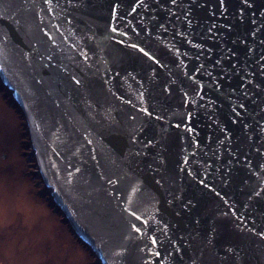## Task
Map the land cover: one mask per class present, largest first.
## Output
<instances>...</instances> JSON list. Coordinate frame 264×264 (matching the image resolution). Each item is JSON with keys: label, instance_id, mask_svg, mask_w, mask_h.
Segmentation results:
<instances>
[{"label": "water", "instance_id": "obj_1", "mask_svg": "<svg viewBox=\"0 0 264 264\" xmlns=\"http://www.w3.org/2000/svg\"><path fill=\"white\" fill-rule=\"evenodd\" d=\"M0 83L101 264H264V0H0Z\"/></svg>", "mask_w": 264, "mask_h": 264}, {"label": "rangeland", "instance_id": "obj_2", "mask_svg": "<svg viewBox=\"0 0 264 264\" xmlns=\"http://www.w3.org/2000/svg\"><path fill=\"white\" fill-rule=\"evenodd\" d=\"M20 122L0 93V264H96L29 177Z\"/></svg>", "mask_w": 264, "mask_h": 264}, {"label": "trees", "instance_id": "obj_3", "mask_svg": "<svg viewBox=\"0 0 264 264\" xmlns=\"http://www.w3.org/2000/svg\"><path fill=\"white\" fill-rule=\"evenodd\" d=\"M6 89L4 88V86L0 83V93L3 96L4 100L6 101V103L17 113L18 117L20 118V123L22 124V131H21V148L23 151V155L25 157V159L27 160L28 164H30V168H31V172L29 177L36 183L34 185H36L37 187H39V185L43 188L44 193L41 194L43 195V198L46 200V198L48 197V191L45 187V185L42 182V178H41V174L37 171L34 172L33 169H36V160L34 157V154H30V135L28 133V129H27V124H26V120H25V116L23 111L21 110V108L19 107V105L17 104V102H15V100L11 97L8 96L6 94ZM47 204L48 207L51 210H55L54 212L57 213V215H59L60 217H62L61 212L53 205L51 200L47 199ZM64 225L67 226V228L69 229V232L72 234V236L74 237V233L71 230V227L69 225H67L68 223L66 221L63 220ZM75 239L84 247L85 251L90 252V254L93 256V254L91 253L90 249H88L86 247V245L84 246L76 237Z\"/></svg>", "mask_w": 264, "mask_h": 264}, {"label": "flooded vegetation", "instance_id": "obj_4", "mask_svg": "<svg viewBox=\"0 0 264 264\" xmlns=\"http://www.w3.org/2000/svg\"><path fill=\"white\" fill-rule=\"evenodd\" d=\"M47 199V198H46ZM53 211H55L54 209H53ZM60 219H62V223H63V220H64V217L62 216ZM63 225H64V223H63ZM66 226V225H65ZM67 227V226H66ZM69 230V229H68ZM92 256V255H91ZM93 257V256H92ZM94 258V257H93Z\"/></svg>", "mask_w": 264, "mask_h": 264}, {"label": "built area", "instance_id": "obj_5", "mask_svg": "<svg viewBox=\"0 0 264 264\" xmlns=\"http://www.w3.org/2000/svg\"><path fill=\"white\" fill-rule=\"evenodd\" d=\"M96 264H101L99 260H96Z\"/></svg>", "mask_w": 264, "mask_h": 264}]
</instances>
